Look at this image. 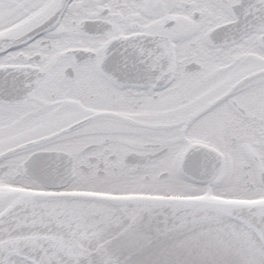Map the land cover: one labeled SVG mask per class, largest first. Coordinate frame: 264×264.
Masks as SVG:
<instances>
[{
    "label": "snow or ice",
    "instance_id": "6c2138e0",
    "mask_svg": "<svg viewBox=\"0 0 264 264\" xmlns=\"http://www.w3.org/2000/svg\"><path fill=\"white\" fill-rule=\"evenodd\" d=\"M0 264H264V0H0Z\"/></svg>",
    "mask_w": 264,
    "mask_h": 264
}]
</instances>
